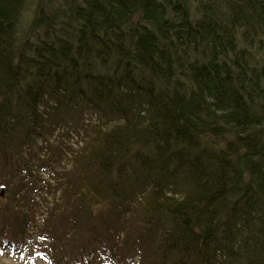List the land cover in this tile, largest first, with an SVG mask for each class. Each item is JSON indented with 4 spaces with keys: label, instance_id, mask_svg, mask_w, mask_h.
<instances>
[{
    "label": "trees",
    "instance_id": "1",
    "mask_svg": "<svg viewBox=\"0 0 264 264\" xmlns=\"http://www.w3.org/2000/svg\"><path fill=\"white\" fill-rule=\"evenodd\" d=\"M27 3L0 0V251L264 264V0Z\"/></svg>",
    "mask_w": 264,
    "mask_h": 264
},
{
    "label": "rangeland",
    "instance_id": "2",
    "mask_svg": "<svg viewBox=\"0 0 264 264\" xmlns=\"http://www.w3.org/2000/svg\"><path fill=\"white\" fill-rule=\"evenodd\" d=\"M27 1L28 3L26 5V8L30 10L32 8V4L34 7L35 0H27ZM192 5H190V7ZM70 141L74 143L76 141V137H74ZM0 264H46V263L43 260L39 259L38 257L27 258V255L25 253L20 254V252L18 251L6 250L5 252L0 253Z\"/></svg>",
    "mask_w": 264,
    "mask_h": 264
}]
</instances>
